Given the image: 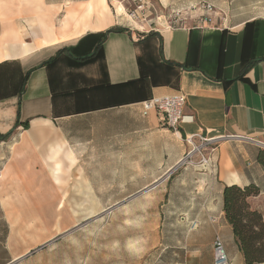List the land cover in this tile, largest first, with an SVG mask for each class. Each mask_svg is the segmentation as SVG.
Masks as SVG:
<instances>
[{
    "label": "crops",
    "instance_id": "0c3cea01",
    "mask_svg": "<svg viewBox=\"0 0 264 264\" xmlns=\"http://www.w3.org/2000/svg\"><path fill=\"white\" fill-rule=\"evenodd\" d=\"M159 1L214 13L139 30L105 0H0V264L75 227V211L120 208L151 232L142 264H213L216 237L244 264L222 194L257 186L247 201L264 217V0ZM178 93L193 121L177 132L142 115ZM190 135L233 139L202 171L179 166Z\"/></svg>",
    "mask_w": 264,
    "mask_h": 264
},
{
    "label": "rangeland",
    "instance_id": "374dc122",
    "mask_svg": "<svg viewBox=\"0 0 264 264\" xmlns=\"http://www.w3.org/2000/svg\"><path fill=\"white\" fill-rule=\"evenodd\" d=\"M105 5L115 23L134 28L126 14L141 26L139 30L182 25L188 16L194 15L192 9H165L159 0H105ZM117 6L123 8L119 17ZM175 18L182 21L172 24ZM131 213L124 208L91 214L90 211H75L72 216L73 222L77 219L75 227L56 226L55 235L15 264H142L143 259L139 257L144 251L143 238L145 233L151 232L136 225L142 212H136L134 220L133 216L129 217ZM133 251L136 260L131 257Z\"/></svg>",
    "mask_w": 264,
    "mask_h": 264
},
{
    "label": "built area",
    "instance_id": "2783aa9c",
    "mask_svg": "<svg viewBox=\"0 0 264 264\" xmlns=\"http://www.w3.org/2000/svg\"><path fill=\"white\" fill-rule=\"evenodd\" d=\"M192 13H198L196 18L201 23L211 21L210 13H214V7L207 3H201L191 7ZM177 17V16H176ZM181 19H172V24H176ZM181 26L176 24L173 27ZM171 28V27H170ZM186 97L183 94H174L164 97H154L142 102V115L146 116L150 112H155L162 126L177 132L181 125L192 122L193 116L184 114ZM224 139H233V137H204L200 135H190L185 137V142L190 146L179 166L193 165L198 166L200 170H213L212 158L217 150L219 142ZM195 227L191 223L190 229ZM213 264H229V259L225 246L219 237L213 242Z\"/></svg>",
    "mask_w": 264,
    "mask_h": 264
},
{
    "label": "trees",
    "instance_id": "16d2710c",
    "mask_svg": "<svg viewBox=\"0 0 264 264\" xmlns=\"http://www.w3.org/2000/svg\"><path fill=\"white\" fill-rule=\"evenodd\" d=\"M257 159L264 168V152H260ZM259 193L255 185L225 186L223 189L224 219L231 227L244 264L264 263V217L259 211L252 210L247 201Z\"/></svg>",
    "mask_w": 264,
    "mask_h": 264
},
{
    "label": "bare ground",
    "instance_id": "6f19581e",
    "mask_svg": "<svg viewBox=\"0 0 264 264\" xmlns=\"http://www.w3.org/2000/svg\"><path fill=\"white\" fill-rule=\"evenodd\" d=\"M116 9H117V13H118V14L121 13V12L123 11V9H122L121 6H117Z\"/></svg>",
    "mask_w": 264,
    "mask_h": 264
}]
</instances>
